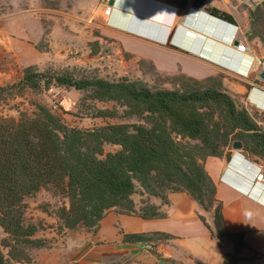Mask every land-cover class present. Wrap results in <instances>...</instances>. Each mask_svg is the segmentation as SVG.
Here are the masks:
<instances>
[{
    "label": "trees",
    "instance_id": "16d2710c",
    "mask_svg": "<svg viewBox=\"0 0 264 264\" xmlns=\"http://www.w3.org/2000/svg\"><path fill=\"white\" fill-rule=\"evenodd\" d=\"M212 13L232 20L217 8ZM254 13H252L253 15ZM250 13V17H252ZM252 24V23H251ZM15 86L20 90L72 87L90 101L113 102L122 108H98L97 117L133 118L91 129L67 126L43 104L16 119L0 116V227L7 234L0 264L29 259L28 250L44 246L34 237L39 225L25 221V198L41 189L67 199L58 206V228L82 226L94 230L111 208L144 219L162 214L142 201L136 208L132 195L137 186L166 200L169 192L187 191L213 218L212 235L233 243L224 264H236L247 247L244 232L227 231L222 203L202 161L207 156L229 157L233 141H240L247 155L264 161V127L239 108L220 87L206 84L214 77L196 79L182 74L176 89H152L139 80L74 77L69 72L40 71L35 65L22 70ZM1 89V87H0ZM106 143L119 145L103 153ZM46 210V205H43ZM200 218L205 222L203 215ZM164 233H130L125 241H144Z\"/></svg>",
    "mask_w": 264,
    "mask_h": 264
},
{
    "label": "crops",
    "instance_id": "0c3cea01",
    "mask_svg": "<svg viewBox=\"0 0 264 264\" xmlns=\"http://www.w3.org/2000/svg\"><path fill=\"white\" fill-rule=\"evenodd\" d=\"M110 1V14L105 16L102 7L98 13L117 44L123 74H142L139 63L146 62L167 74L180 72L204 78L222 73L223 85L231 96H243L247 105L264 114V72L251 67L253 59L260 56L247 44L241 30L240 19L247 18L242 10L245 1L206 0L201 10H193L191 0ZM211 8L225 11L232 20L212 13ZM242 23L245 25V21ZM16 24L17 19H12L0 26V44L13 50L22 61L23 32ZM40 24L39 21L38 39L44 36ZM55 31L62 33L54 27L45 33L50 50L55 48ZM8 33L14 34L9 40ZM235 36L246 45L247 52L235 51ZM31 51L33 59L28 64L44 67L52 61V53L34 46ZM248 77L261 81V86L250 85ZM202 164L215 184L227 231L244 232L247 247L241 250L236 264H264V177L256 179L264 170V161L247 155L242 148H231L228 158L207 156ZM141 190L138 197L132 195L136 208L145 201L157 206L161 216L144 219L111 208L94 230H88L82 226L60 229L56 215L39 213L44 222L34 237L44 239L46 244L29 249V259L17 264H224L225 254L233 250L232 241H220L211 234L212 214L204 211L187 191L169 192L164 200L142 187ZM130 233L167 236L125 241L124 235ZM2 236L7 234L3 232ZM0 251L6 255L1 244Z\"/></svg>",
    "mask_w": 264,
    "mask_h": 264
},
{
    "label": "rangeland",
    "instance_id": "374dc122",
    "mask_svg": "<svg viewBox=\"0 0 264 264\" xmlns=\"http://www.w3.org/2000/svg\"><path fill=\"white\" fill-rule=\"evenodd\" d=\"M101 1L0 0V26H4L12 19H17L16 25L23 32L21 38L23 42L22 61L13 50H8L0 44V116L17 120L22 113L31 114L35 111V104L40 103L47 106L69 127L91 129L121 121H134L133 118L126 119L118 116H94L93 114L98 108H116L118 115L122 113V108L113 102L90 101L86 98V93L72 87L51 85L48 89L41 91H33L29 88L20 90L15 84L22 78L23 68L32 65L28 64L33 59L32 46L48 54H53L52 61H50V55H47L49 57L47 61L50 62L44 67L35 65L40 71L69 72L77 78L98 76L117 80L121 77H127L131 80L142 81L152 89L172 90L179 87L182 79L178 77H181L182 73H162L154 69L149 62L139 63L143 69L142 74L134 76L123 74L124 66H121L119 62L117 44L110 38L105 29L106 23L98 13V8L102 7ZM254 3L255 6L248 2L242 4L243 13L247 14V18L240 19L241 30L242 34L246 35L247 44L264 59V0H254ZM250 13L251 15L254 13L252 17H250ZM243 16L245 15L243 14ZM39 21L44 36L38 39ZM244 21L245 25L242 23ZM51 27L62 32L59 35L55 31L54 50H50L48 40L45 37V33ZM11 35L14 36L11 33L7 34L8 40ZM221 61L223 60L221 59ZM197 71L198 69L195 72ZM209 77H214V80L206 84L217 87L221 85V88L228 93L223 85L224 75L222 73H216ZM231 97L239 108H245L252 119L264 127L263 113L247 105L243 96L237 94ZM119 148V145L106 143L103 145V153L113 152ZM141 193V187L137 186L135 197ZM25 202V221L36 223L42 227L44 218L40 220L39 213L55 216L53 211L58 206L67 203V199L54 195L49 190L41 189L35 195L25 198ZM43 205H46V210H44ZM45 224L48 225V222ZM2 234L0 227V244L5 251L4 253L7 254V247L2 244L6 236L3 237ZM214 236L219 239L217 235Z\"/></svg>",
    "mask_w": 264,
    "mask_h": 264
},
{
    "label": "built area",
    "instance_id": "2783aa9c",
    "mask_svg": "<svg viewBox=\"0 0 264 264\" xmlns=\"http://www.w3.org/2000/svg\"><path fill=\"white\" fill-rule=\"evenodd\" d=\"M110 0H102L101 1V5H102V12L105 16H108L110 14V12L112 11V5L109 3ZM244 46V45H243ZM238 48H242V45L239 44ZM252 69L254 71H260L263 70L264 71V59H262L261 57H256L254 59V62L252 64ZM249 79V77H248ZM248 83L250 85H260L261 86V81L259 80H250L248 81ZM264 177V170L259 171V173L256 175V179L258 181H261L262 178ZM148 247H151V245H148Z\"/></svg>",
    "mask_w": 264,
    "mask_h": 264
},
{
    "label": "water",
    "instance_id": "95a60500",
    "mask_svg": "<svg viewBox=\"0 0 264 264\" xmlns=\"http://www.w3.org/2000/svg\"><path fill=\"white\" fill-rule=\"evenodd\" d=\"M243 1L251 3V4L254 3V0H243ZM109 3H111V1ZM205 3H206V0H191L190 7L193 10H201L204 7ZM231 148L234 150L241 149L242 143L240 141H233ZM223 240H224V238L221 237L220 241H223Z\"/></svg>",
    "mask_w": 264,
    "mask_h": 264
},
{
    "label": "clouds",
    "instance_id": "9594fccd",
    "mask_svg": "<svg viewBox=\"0 0 264 264\" xmlns=\"http://www.w3.org/2000/svg\"><path fill=\"white\" fill-rule=\"evenodd\" d=\"M227 22V21H226ZM227 23H229V22H227ZM233 46H234V49H235V51L236 52H238V53H245V52H247V50H248V48L246 47V45L244 44V43H240L239 42V39H238V36H235V38H234V40H233ZM239 44H241L242 45V48L240 49V48H238V45ZM244 45V46H243ZM258 57V56H257ZM256 58V57H255ZM254 58V59H255ZM254 59H253V61H252V63H251V67H252V64H253V62H254ZM259 112V111H258ZM261 113V112H260Z\"/></svg>",
    "mask_w": 264,
    "mask_h": 264
},
{
    "label": "flooded vegetation",
    "instance_id": "af4514ba",
    "mask_svg": "<svg viewBox=\"0 0 264 264\" xmlns=\"http://www.w3.org/2000/svg\"><path fill=\"white\" fill-rule=\"evenodd\" d=\"M251 4V3H250ZM252 6H255V3L251 4Z\"/></svg>",
    "mask_w": 264,
    "mask_h": 264
}]
</instances>
